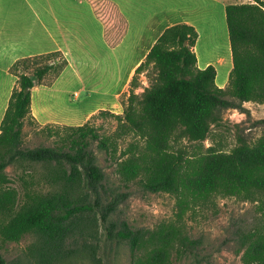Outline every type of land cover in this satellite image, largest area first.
<instances>
[{
  "label": "trees",
  "instance_id": "trees-1",
  "mask_svg": "<svg viewBox=\"0 0 264 264\" xmlns=\"http://www.w3.org/2000/svg\"><path fill=\"white\" fill-rule=\"evenodd\" d=\"M94 6L107 29L117 26L111 3ZM225 23L232 57L225 89L215 85L213 66L197 67L194 27L173 25L136 68L122 113L94 115L112 118V133L90 123L45 126L47 136L56 137L51 146L25 148L22 131L33 122L31 89L65 63L50 62L58 53L17 62L22 72L0 124V264H7L4 247L26 236L33 238L24 250L27 264H66L77 258L101 264L100 254L113 244L128 248L131 264H172L192 243L186 215L217 197L255 206L259 220L239 235L238 252L241 264H264V131L252 143L237 137L230 151L203 145L223 111L244 113V103L264 104V0L226 5ZM142 74L147 86L136 93ZM96 152L113 163L117 188L108 184ZM12 165L20 170L19 188L6 173ZM132 185L173 195L174 217L152 230L115 218L129 193L122 190Z\"/></svg>",
  "mask_w": 264,
  "mask_h": 264
},
{
  "label": "crops",
  "instance_id": "crops-1",
  "mask_svg": "<svg viewBox=\"0 0 264 264\" xmlns=\"http://www.w3.org/2000/svg\"><path fill=\"white\" fill-rule=\"evenodd\" d=\"M98 1L115 7L117 26L107 29L95 11ZM196 2L198 6L189 7L186 0H0V124L18 80L15 66L20 60L60 55L63 69L31 89L30 115L40 128L81 126L100 111L113 113L121 107L122 95L155 40L166 28L181 23L197 31L193 48L197 67L213 66L215 85L225 89L232 69L228 33L223 49L208 54L205 49L213 37L208 31L199 33L198 23L205 20L202 27H207L204 18L218 4L225 17L228 4ZM202 36L207 40L204 48L198 46Z\"/></svg>",
  "mask_w": 264,
  "mask_h": 264
},
{
  "label": "rangeland",
  "instance_id": "rangeland-1",
  "mask_svg": "<svg viewBox=\"0 0 264 264\" xmlns=\"http://www.w3.org/2000/svg\"><path fill=\"white\" fill-rule=\"evenodd\" d=\"M193 1V2H192ZM197 0H186L187 6L196 7ZM204 2V1H202ZM225 4L252 3L253 0H223ZM156 5V3H155ZM202 6H207L203 4ZM208 22L198 23L199 33L208 31L210 41L205 51L218 52L223 49L226 42V23L221 7H212L207 13ZM207 28V29H206ZM226 32V33H225ZM228 40V37H227ZM207 40L200 38L198 46L204 48ZM215 54V53H214ZM56 66L63 63L60 57L50 60ZM19 71L22 70L19 68ZM30 72V71H28ZM45 79H48L47 77ZM141 88L136 93H141L147 86L146 78L139 76ZM130 89V88H129ZM129 89L120 100L121 107L113 110L115 114H121L126 104ZM244 113L235 109L222 112L221 123L212 129L207 140L203 142L205 147L220 146L225 151H230L236 145L237 137H242L248 142H254L264 131V104H243ZM119 112V113H118ZM121 112V113H120ZM98 114V113H97ZM86 123H90L101 133L110 134L114 131L115 121L112 118L92 117ZM56 137L49 138L47 133L34 122L26 124L22 131V143L25 148L38 146H51ZM123 147V145H121ZM97 163L102 168L111 188H117L118 180L114 174V165L103 154L96 152ZM34 169L39 173L40 167ZM7 175L11 178L13 186L19 188L17 177L20 170L16 165L6 168ZM127 198L118 205L115 218L125 220L135 229L152 230L159 223L170 220L176 212L175 197L165 193H149L136 185H132ZM259 220L255 206L236 198L217 197L211 203L197 207L193 213L185 217L186 233L192 242L189 252L181 259L173 257L172 264H241L238 252V238L242 232L252 229ZM33 242L30 236L24 237L19 243H9L1 251L7 264H27L24 258L25 248ZM101 264H131V256L126 246H107L104 250ZM66 264H91L86 258L70 260Z\"/></svg>",
  "mask_w": 264,
  "mask_h": 264
}]
</instances>
